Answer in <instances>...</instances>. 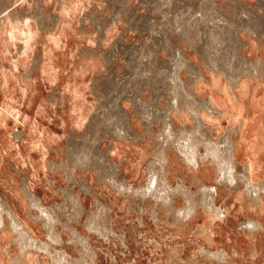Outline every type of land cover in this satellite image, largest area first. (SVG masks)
<instances>
[{
    "label": "rangeland",
    "instance_id": "374dc122",
    "mask_svg": "<svg viewBox=\"0 0 264 264\" xmlns=\"http://www.w3.org/2000/svg\"><path fill=\"white\" fill-rule=\"evenodd\" d=\"M250 62L264 63V0H0V264H264V190L245 181L264 184V75L230 84L210 66ZM201 135L234 137L238 181L204 146L186 161ZM161 170L170 201L160 181L140 193ZM9 212L47 249L23 247Z\"/></svg>",
    "mask_w": 264,
    "mask_h": 264
},
{
    "label": "bare ground",
    "instance_id": "6f19581e",
    "mask_svg": "<svg viewBox=\"0 0 264 264\" xmlns=\"http://www.w3.org/2000/svg\"><path fill=\"white\" fill-rule=\"evenodd\" d=\"M235 43H236V41H235ZM250 63L251 64L248 67H245V69L244 68L243 69H238L237 71H233L232 69H229V68L227 70L226 68H222L217 63L210 64V66H211V68H213L217 72H219V74L224 71L228 75V79H229L230 84H233V82L235 81V79H237L239 81L238 78H241V76L244 74V70L245 71H248V75L250 77H252L253 75H256V76H262V75H264V63H262V64L259 63L260 65H256L253 62H250ZM251 68H253V69H251ZM238 81H237V83H239ZM244 83H243V85H244ZM239 85H241V84H239ZM245 85H246V83H245ZM246 90H247V85H246ZM177 97H178V95H177ZM177 97H176V101H177ZM210 101H211V103L208 104V102H205L202 99H199V102H201L200 108L207 109V110L209 108L212 111L214 109H216L217 107L213 105L212 100H210ZM214 102L216 103L215 100H214ZM178 106H179V103L176 102L174 107H178ZM187 110H188V112H191V114L193 113L194 116L197 114V110L196 109L188 108ZM174 131L175 130H174V127L173 126H172V129H169L167 131V137H166L167 140H168V137H170V136L173 135ZM189 137H191V136H189ZM229 138H230L229 136L227 138L225 137V139L223 140V142H224L223 144H225V145H224V147H222V146L219 145L218 142L212 140L211 138L208 140L205 137H203V135H201V136L195 137V140L194 141L187 142L188 144L187 143L180 144L179 149L181 150V152L185 156V159H186V161L188 163H192L194 165H197L198 164L199 154L201 153V150L200 149H197L196 146L197 145L204 146L205 149H206L207 156L208 155L209 156L211 155L213 157L214 161H215V166H216L217 171L219 173L218 177L221 175L220 181H226V182H227V180L228 181L229 180H231V181H234V180L238 181L237 180V175H236L237 172H238V170H239L238 169L237 159H236L237 158V152H238V150L235 149V146L233 145V141L232 140H233L234 137L231 138V140H229ZM188 140H191V139H188ZM220 144H221V142H220ZM220 152H222V154H220ZM166 154L167 153H165V151L159 152L158 160L160 161V165H163L162 161L165 160ZM79 163L84 164V162H82V161H80L78 159V164ZM251 168H252V166H251ZM205 175L208 176V173L205 172ZM154 176H156V177L152 179V182L151 183H148V185L145 186V189L140 190V193L143 194V195H146V194H149V193H152V192L154 193V191L156 189H158L159 191H161V189L158 188V186L160 185V183H158V182L160 181V182H163L164 183V184L162 183L164 185L163 190L164 191L167 190V192H166L165 195H159V197L163 198V200H165V201H170L172 199V196L169 193V186L170 185L168 186L166 184V182H165V173H164V171L163 170L157 171V172H155ZM153 180H155V181H153ZM156 181H158V182L157 183H154ZM245 181H246V183H249L250 184V187L247 188L248 189V192L257 200L259 198V196H260L261 190H264V184H256V183H253L252 181L250 182L248 179H246ZM118 186L119 187H123V185L122 184H119V183H118ZM179 191L181 193L185 194L187 196V199H189L190 192L188 190H185L184 186L182 188H180ZM202 194H203L202 201H203V204H205L204 206H208L209 207L208 209L214 211L213 213H217V212L219 213V211H218V209L216 207L217 206V196H216L217 189L215 188V190H211L210 188H208V187L205 186V187H203ZM256 200H255V202H257ZM191 201H193V200H191ZM32 202H33V204H36L33 200H32ZM195 205L192 202H190V204H189V206L187 208H185L184 210H178V211H176V209H175V207L173 205H169L168 206V210L169 211H173L174 210L175 213L177 212L176 215H177L178 219H181V218L183 219V218L189 217V216H191L193 214V212L196 209L195 208ZM6 210H7L6 206H4L2 203H0V227L2 225H5L4 222H6V221L4 219V216L2 217L3 214H1V213H3ZM212 211H211V214H212ZM9 214L11 215L10 223H11L12 227L22 237V239H21L22 240L21 241L22 242V246L23 247H28V246H31L33 244H35V246L38 245V244H36L34 242H32L30 244V243H26L24 241L26 239V238L24 239V236L26 234V231L20 229V227L22 226V224L20 223V220L18 219V217H16L13 214V212H9ZM248 223H249V226H259L260 225L259 222H256V221H253V220H251ZM50 234H51L52 237L54 236V235H52V232ZM28 237H30V236L28 235ZM32 241H34V239H32ZM38 246L40 248L42 247V248L47 249V245L44 246L42 244V245H38ZM214 255H215L214 257H216L218 259H223L224 258L222 254L217 253V252H215ZM53 264H59V263H53Z\"/></svg>",
    "mask_w": 264,
    "mask_h": 264
}]
</instances>
